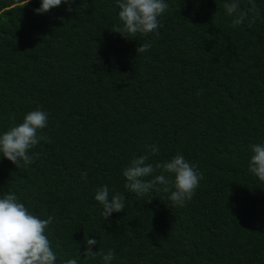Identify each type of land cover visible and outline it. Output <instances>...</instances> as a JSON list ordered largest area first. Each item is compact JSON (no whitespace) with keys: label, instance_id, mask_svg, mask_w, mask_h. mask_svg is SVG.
Here are the masks:
<instances>
[{"label":"trees","instance_id":"16d2710c","mask_svg":"<svg viewBox=\"0 0 264 264\" xmlns=\"http://www.w3.org/2000/svg\"><path fill=\"white\" fill-rule=\"evenodd\" d=\"M166 2L159 36L125 39L111 31L116 0L43 14L41 0H0V135L41 108L50 139L19 169L0 153V198L14 192L32 214L54 217L56 264H104L82 255L87 238L93 251H114L112 264H264V182L248 170L250 146L264 144V0L251 25H233L228 0ZM177 153L203 176L183 207L170 192L125 189L132 158L155 165ZM103 185L125 195L106 220L95 200Z\"/></svg>","mask_w":264,"mask_h":264},{"label":"clouds","instance_id":"9594fccd","mask_svg":"<svg viewBox=\"0 0 264 264\" xmlns=\"http://www.w3.org/2000/svg\"><path fill=\"white\" fill-rule=\"evenodd\" d=\"M75 0H41L40 7L34 9L37 14L49 12L61 4L67 5L66 11H73L71 5ZM119 8L118 17L120 25L114 27L112 32L119 33L125 39L135 37L137 34L147 36L154 33L159 36L158 29L162 27L160 17L168 10L166 0H116ZM250 7L241 8L240 0H228L224 4L227 15L234 17L233 25L245 22L254 24L260 18V11L255 0H247ZM59 19L63 20V17ZM151 44L145 42L136 48L138 54L147 52ZM49 113L36 108L25 114L22 123L13 125L0 135V153L13 163L18 169L34 163L40 158L41 153L33 152L41 141L50 142L48 136L41 134L48 125ZM153 155L159 152L156 145H146ZM251 158L248 170L259 181L264 182V144H252ZM147 154L131 159L123 169L126 178L125 189L138 196L159 193L161 190L170 192L169 199L175 205L183 207L190 201L203 179L202 173L195 164L190 163L182 154L177 153L164 163H148ZM157 169L161 173L154 175ZM165 173L172 174V177ZM86 173L82 174V178ZM151 177V179H147ZM159 186H163L162 188ZM174 189V190H173ZM153 196V195H152ZM151 196V197H152ZM151 197L148 199L150 200ZM95 200L102 205L101 215L106 220L114 212L125 210V195L116 192L110 195L107 185L96 189ZM54 217L48 216L41 219L32 214L24 203L20 202L14 192L0 198V264H56L57 254L51 247L46 230L53 223ZM96 239H85L84 257L95 258L100 256L104 264H112L115 253L109 249L106 252L93 251ZM62 264H78L77 258L62 261Z\"/></svg>","mask_w":264,"mask_h":264}]
</instances>
